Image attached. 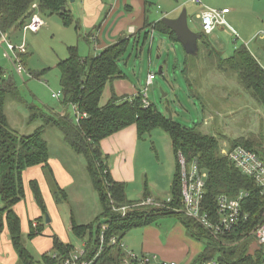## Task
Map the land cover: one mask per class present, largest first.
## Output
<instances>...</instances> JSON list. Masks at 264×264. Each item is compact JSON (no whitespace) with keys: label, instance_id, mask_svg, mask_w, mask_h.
<instances>
[{"label":"trees","instance_id":"16d2710c","mask_svg":"<svg viewBox=\"0 0 264 264\" xmlns=\"http://www.w3.org/2000/svg\"><path fill=\"white\" fill-rule=\"evenodd\" d=\"M37 4L38 13L57 15L64 26L73 24V16L67 9V0H0V33L23 28L33 13L31 6ZM64 7L65 11H61ZM147 9L144 24L130 37L120 39L117 43L105 48L94 57L82 58L76 48H68V57L57 63L60 73V97L57 100L61 110H43L34 103L27 102L21 95L12 76H7L0 66V233L6 229L9 241L17 255L19 264H59V259L69 257L76 250L70 244L62 243L57 237L52 238V249L41 254L36 260L25 247L22 240L20 221L13 211L14 205L24 198L25 186L23 172L31 167L42 166L49 169V149L44 140L48 129H57L63 142L85 162V169L91 180L94 191L100 203L99 215L87 225H77L71 219V232L85 246V259L92 260L99 249V233L103 224L108 225L105 232L106 244L109 238L116 237L120 241L135 228H145L156 224L161 218H175L185 228L188 237L205 244L204 251L196 258L195 263L212 262V249L223 252L222 242L227 244L251 238L247 234L264 218V198L253 180L242 175L225 158L220 156L219 139L204 135L194 128H186L161 114L152 104L143 105V92L134 96H118L111 84L115 80L126 79L120 68V62L133 56H140V43L146 44L153 33L177 42L161 19L149 22ZM202 36V35H201ZM202 38V37H201ZM203 46L209 48L208 42ZM25 55V54H24ZM20 59L23 55L19 56ZM218 69L222 72H232L237 75L239 84L264 109V71L248 49L241 45L232 56L221 58ZM159 73H162L160 68ZM29 76L32 74L29 73ZM38 78V75H35ZM110 85L111 95L107 102L100 106L104 89ZM10 98L14 103L24 106L29 113L28 123L39 122L30 135L22 136L9 128L5 113V101ZM56 100V99H55ZM75 107L79 114L86 117L75 122L72 111ZM134 125L139 140L154 130H162L170 139L175 157L174 173L170 185L169 202L163 201V206L134 207L150 198L147 184L144 185L142 198L139 201H129L124 183L115 182L106 164V157L100 149V142ZM230 147L242 146L251 150L264 162V138L235 139L228 144ZM178 154L186 161L197 159L201 169L208 174L202 211L208 215L216 214V199L219 195L235 197L241 192L248 196L242 202V208L248 214V222L235 234L224 236L218 241L204 230L197 222L180 212L181 184ZM56 185V184H55ZM36 205L43 214L46 213L44 201L36 182L29 183ZM53 194L66 197L65 192L56 189ZM159 202V200H156ZM131 207L126 216L122 217L118 209ZM40 234V229L30 230L27 238L30 240ZM259 246V245H257ZM121 251L116 247L105 246L102 253L92 264H118ZM231 254V252H229ZM56 255V258L53 256ZM226 253L218 258L217 264H259L251 257H242L230 262ZM193 264V263H192Z\"/></svg>","mask_w":264,"mask_h":264},{"label":"rangeland","instance_id":"374dc122","mask_svg":"<svg viewBox=\"0 0 264 264\" xmlns=\"http://www.w3.org/2000/svg\"><path fill=\"white\" fill-rule=\"evenodd\" d=\"M105 1L110 5L117 0ZM119 1L122 3V0ZM149 2V22L162 18L176 19L186 10L188 28L202 35L198 41V55L188 56L179 43L153 33L144 46L140 43V56L125 58V61L120 62V68L126 75L125 80L133 85L137 92H145L149 103L161 114L167 118L170 115L174 122L186 128L196 127L200 133L218 138L220 145L229 144L235 139L264 138V109L252 98L251 93L239 84L235 73L222 72L217 66L221 58L232 56L241 45L248 49L257 63L264 64V38L255 39L256 35L264 32V0H203V6L193 4L190 0ZM66 7L73 11L71 25L64 26L57 15L42 13L39 16L44 25L37 32L27 31L24 35L23 28H18L4 34L15 46L22 44L24 39L27 52L20 60L28 76L20 77L16 74L13 65L15 59L12 55L11 59L3 57L5 48L0 45V66L5 74L12 76L27 102L34 103L43 110H61L52 94L60 91V73L56 65L68 57V48H76L82 58H90L100 53L95 49L93 41L87 40L89 32L96 33V28L87 29L88 21L84 20L83 0H67ZM206 8L229 9L225 21L232 30L224 27L218 28L211 35L203 34L197 15ZM104 9L108 11L109 7L104 6ZM102 16L104 17V14ZM100 25L101 21L96 26ZM133 32L130 30L129 33ZM203 42H208L209 48L203 46ZM160 68L162 73H159ZM29 73L33 77L29 76ZM149 73L154 74V81L147 86ZM35 75H38V78H35ZM5 113L8 116L9 128L18 135H30L40 126L39 122L29 124V113L24 106L14 103L10 98L5 101ZM44 140L48 144L50 158L62 162L64 168L68 169L77 181L76 191L81 192L78 197L75 191L66 192V197L52 194L58 205L60 219L66 228L68 238L62 234L63 242L79 248L82 242L70 231V219L77 225L88 224L99 215L100 205H94L98 200L95 199L84 159L63 142L61 134L55 128L45 132ZM169 142L168 135L159 129L141 139L136 156V184L130 187L131 191L126 190L129 201L140 196L145 184L154 196H158L162 201L167 200L176 161ZM43 174L51 191H56L55 176L52 172L45 169ZM162 201L159 203H163ZM150 207L154 206H148ZM47 213L48 211L37 220L40 231L47 232L51 229L55 233L56 226L52 222L46 223V218L50 215ZM178 224L175 218H161L150 229H132L124 236L122 242L125 243L126 249L138 255L157 256L168 262L173 261L167 254L178 250L180 242L191 239L187 236L185 228ZM22 240L33 257L39 260L41 253L33 248L26 232L22 233ZM146 241L150 242L149 247H165V257L160 253L163 250L158 248V253L156 250L141 253V246ZM222 245L223 252L212 249L213 262H217L222 253H226L230 262L249 256L253 261L264 264V246H257L253 237L233 244L223 241ZM0 254L4 264H19L16 254L5 251ZM187 259L188 256L182 262H173L186 264Z\"/></svg>","mask_w":264,"mask_h":264},{"label":"crops","instance_id":"0c3cea01","mask_svg":"<svg viewBox=\"0 0 264 264\" xmlns=\"http://www.w3.org/2000/svg\"><path fill=\"white\" fill-rule=\"evenodd\" d=\"M122 3L121 1L117 0L115 3H111L109 5V3L105 0H83L84 20L88 21L87 29L89 30L91 28H96V33L93 34L92 32H89L87 40L89 41L91 39L93 41V43L96 45L95 49H97L98 52H102L108 46L117 43L120 39L130 37L139 29H141L144 24L146 8H148V5L151 4L149 0H122ZM104 6L109 7L108 11H104ZM68 11L73 16V11L71 9H68ZM102 14H104V17L102 16ZM99 21H101V25L96 26ZM156 21L158 20L156 19ZM130 30L134 31L133 34L129 33ZM111 86L118 96L125 95L130 97L134 96L137 93L133 85H131L125 79L115 80L111 84ZM111 86L107 85L105 87L101 99L103 101H100V106H103L109 99L111 95ZM6 117L8 120L7 113ZM140 141L141 140H139L137 137L136 127L132 125L100 142V149L103 155L106 157V164L109 168V172L112 179L115 182L124 183L126 187L125 189L128 191H131L129 190L130 187L135 185L137 180L136 156ZM169 144L171 148V143L169 142ZM48 166L52 174L55 176V184L58 189L64 191L65 193L69 191H75L77 193H74L76 197L81 194L80 191H76L77 181H75L74 176L68 171V169L66 170L64 168V165L59 159L57 160L56 158H50L49 156ZM43 171L44 169L42 168V166H35L28 168L23 172L22 178L25 186L24 198L13 207V211L20 221L21 233L26 232V234L28 235L30 233V230L40 229V225L37 223V220L40 219L43 213L36 205L29 186L30 182H36L41 192L46 211H48V213L50 214L48 215L49 223L52 222V224L56 226L55 233L52 232L51 229L47 230V232L40 231V234L38 236L31 239L33 248H36V250L39 251L41 254L47 253L52 249L53 236L57 237L62 243L68 244L63 242V239L61 237L62 234L66 235V228L62 220L60 219L58 205H56L57 203L53 199V191H51L49 185L47 184L46 179L44 178ZM92 190L95 199L98 200L97 194L94 191L93 186ZM142 193L143 192L140 193L139 197L134 198L130 201H139L142 198ZM149 193L150 198L162 201L158 198V196H154L151 191H149ZM126 196L128 197L127 193ZM95 202L96 203L94 205H100V203H98L99 201ZM1 207L2 205L0 203V209ZM179 224L181 225L180 222ZM151 227L152 226H148L145 229H150ZM69 229L71 231V219L69 222ZM41 235H45V238H43V236L41 237ZM149 243V241H146V243L141 246V253L154 250H156L155 252L158 253L160 251H158L157 248L161 251L163 249H166L165 247L160 246L149 247ZM83 244L84 243H82L79 248H81ZM179 246L180 247L178 250L175 249L176 252L175 250H173V252L167 254V256L170 257V259H172L173 261L178 262H182L185 257L188 256L186 264L194 263L196 258L205 249V245H202L201 242H195L192 239H187V241L180 242ZM4 251L16 254L9 241V236L6 229H4L0 233V253H3ZM163 252L164 250L160 253L162 256L165 257ZM1 255L2 254H0V264H4V259L1 257Z\"/></svg>","mask_w":264,"mask_h":264},{"label":"built area","instance_id":"2783aa9c","mask_svg":"<svg viewBox=\"0 0 264 264\" xmlns=\"http://www.w3.org/2000/svg\"><path fill=\"white\" fill-rule=\"evenodd\" d=\"M191 3L203 6V0H190ZM37 4L34 3L31 6L33 11L31 18L27 24L23 26L24 35L27 31L37 32L43 27L44 23L41 20ZM229 13V9H211L206 8L199 15L197 19L200 21L201 31L205 35H211L218 28L226 27L232 30L225 21V16ZM237 37L236 33H234ZM257 38H264V32H260L256 35ZM2 43V44H1ZM0 45H3L5 50L3 57L11 59L10 55L15 59L14 71L20 77L27 75L24 67L21 64L20 55L26 53V47L24 39L22 44L15 46L11 41H8L4 37V34L0 33ZM259 64V63H258ZM260 68L264 71V64H259ZM28 76V75H27ZM147 86L151 85L154 81V74L149 73L146 79ZM146 91V90H145ZM60 97V91L53 93L52 98L58 100ZM143 105L148 107L149 103L145 92L143 93ZM72 111L75 117V122L85 118V114H79L75 107H72ZM220 156L225 158L231 163L235 169H237L242 175L253 180L255 185L259 188L260 195L264 198V162L251 150L245 149L242 146L230 147L227 143L220 145ZM178 162L180 166V184H181V209L183 213L189 219L197 222L204 230L208 231L211 237L215 240H219L224 236L237 233L248 222V214L243 211L242 202L248 196L247 193L241 192L235 197L227 195H219L216 199V214L208 215L202 211V200L204 196L205 183L208 174L205 170L201 169L197 159L186 161L181 154H178ZM169 202V198L166 200ZM140 206H163L162 203L157 202L153 198H148L141 203L134 205V207ZM131 207H121L117 210L122 217L126 216L128 210ZM264 216V215H263ZM108 229L107 224H103L99 233V249L96 252L92 260L85 259V246L76 249L69 257L59 259V264H92L96 258L104 250L105 246L116 247L121 254L119 256L118 264H177L173 261H166L159 259L157 256H147L144 254L138 255L128 249L125 244L116 237H111L106 244L105 232ZM247 236L253 237L256 244L264 246V218L263 221L258 224ZM56 258V255L53 256ZM194 264V263H193ZM195 264H217L215 262H199Z\"/></svg>","mask_w":264,"mask_h":264},{"label":"water","instance_id":"95a60500","mask_svg":"<svg viewBox=\"0 0 264 264\" xmlns=\"http://www.w3.org/2000/svg\"><path fill=\"white\" fill-rule=\"evenodd\" d=\"M61 11H65V8L62 7ZM161 22L174 33L177 43L180 44L186 55L192 57L198 55V41L202 36L188 28L186 10H183L176 19L162 18ZM168 119L171 120L170 115ZM46 223H49L48 217L46 218Z\"/></svg>","mask_w":264,"mask_h":264}]
</instances>
